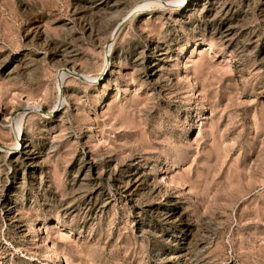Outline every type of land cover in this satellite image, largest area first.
<instances>
[{
  "label": "rangeland",
  "instance_id": "rangeland-1",
  "mask_svg": "<svg viewBox=\"0 0 264 264\" xmlns=\"http://www.w3.org/2000/svg\"><path fill=\"white\" fill-rule=\"evenodd\" d=\"M164 1L0 0V264H264V0Z\"/></svg>",
  "mask_w": 264,
  "mask_h": 264
},
{
  "label": "bare ground",
  "instance_id": "bare-ground-1",
  "mask_svg": "<svg viewBox=\"0 0 264 264\" xmlns=\"http://www.w3.org/2000/svg\"><path fill=\"white\" fill-rule=\"evenodd\" d=\"M166 1L167 2H165V1L164 2L166 4L168 3L171 6H176L178 4L179 5H184L186 7V11L187 12L196 10L198 8H202L205 5L204 3L199 4V2H196L195 0H191V2H189V0H166ZM157 2H159V1H157ZM154 3L147 1L145 4L139 5L138 8L139 9H146V8L152 7V4H154ZM165 3L164 4H159V6L161 8L165 7ZM157 6H158V4H157ZM224 32H226V31H224ZM112 34H110V36ZM116 36H114V37H116ZM208 46L210 47L211 44L208 43ZM164 59H165V53L159 55L158 58L156 59V61H154L150 66H147V64H146V68L150 69V73H149L150 79L151 78L156 79L158 77L159 72L161 70L162 62L164 61ZM64 74H66V73H64ZM64 76H66V75H64ZM23 117L24 116L22 114L17 119V121L14 123L13 128H12L14 131L15 130L18 131L19 135L22 136L20 140H17V143H16L15 146L19 150L13 153L14 157H13V160H12L14 162V164L16 165V167L19 168L20 171H21L20 181H16V179H14L13 182H12V185H10V187H7L6 185H3L2 186V191H1L0 200L3 201V206L6 209V214L8 215V217H12V216L14 217V215H13L14 212L13 211H14V208H16V207L13 206V205H14V203H16V200H17V197H18V192H19V187L16 184H18V183L19 184H26V182L28 180L29 181L31 180V182H33V180H35V177L37 176L38 172H39L38 173V179L40 181L44 180V172H43L44 164H43V161L41 160L42 157L36 151L34 145L30 142V140L24 135L23 124H22ZM135 183L137 184V179L134 180V184Z\"/></svg>",
  "mask_w": 264,
  "mask_h": 264
}]
</instances>
